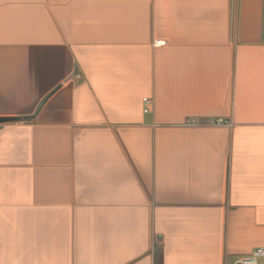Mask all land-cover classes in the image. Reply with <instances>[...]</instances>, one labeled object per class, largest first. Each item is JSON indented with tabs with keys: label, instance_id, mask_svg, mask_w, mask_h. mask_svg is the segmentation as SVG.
<instances>
[{
	"label": "crops",
	"instance_id": "obj_1",
	"mask_svg": "<svg viewBox=\"0 0 264 264\" xmlns=\"http://www.w3.org/2000/svg\"><path fill=\"white\" fill-rule=\"evenodd\" d=\"M50 94L0 124V264L264 247V0H0V118Z\"/></svg>",
	"mask_w": 264,
	"mask_h": 264
},
{
	"label": "built area",
	"instance_id": "obj_2",
	"mask_svg": "<svg viewBox=\"0 0 264 264\" xmlns=\"http://www.w3.org/2000/svg\"><path fill=\"white\" fill-rule=\"evenodd\" d=\"M156 46H165L166 43L164 41H156ZM144 112L149 113L150 106L152 105L151 99H144ZM218 123L229 124L226 121L219 120ZM236 264H264V247H259L253 250L249 255L242 257L239 259Z\"/></svg>",
	"mask_w": 264,
	"mask_h": 264
},
{
	"label": "water",
	"instance_id": "obj_3",
	"mask_svg": "<svg viewBox=\"0 0 264 264\" xmlns=\"http://www.w3.org/2000/svg\"><path fill=\"white\" fill-rule=\"evenodd\" d=\"M52 94V93H51ZM48 95L47 97H45L40 104L38 105L37 109L35 110V112L32 115L29 116H25V117H4V118H0V124H5V123H15V122H21V121H29V120H33L36 118L37 114L39 113V111L41 110V108L43 107V105L45 104V102L48 100V98L51 96Z\"/></svg>",
	"mask_w": 264,
	"mask_h": 264
}]
</instances>
